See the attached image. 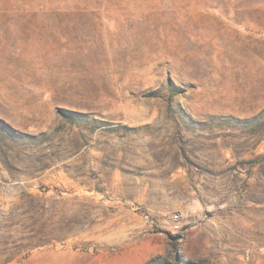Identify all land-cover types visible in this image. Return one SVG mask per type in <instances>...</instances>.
<instances>
[{"label":"rangeland","instance_id":"1","mask_svg":"<svg viewBox=\"0 0 264 264\" xmlns=\"http://www.w3.org/2000/svg\"><path fill=\"white\" fill-rule=\"evenodd\" d=\"M161 258L264 264V0H0V264Z\"/></svg>","mask_w":264,"mask_h":264},{"label":"trees","instance_id":"2","mask_svg":"<svg viewBox=\"0 0 264 264\" xmlns=\"http://www.w3.org/2000/svg\"><path fill=\"white\" fill-rule=\"evenodd\" d=\"M159 259V258H158ZM162 259V261H164L165 262V264H168L167 262H166V260L164 259V258H161ZM153 260H151V262H152ZM147 264H150V262L149 263H147ZM171 264V263H170Z\"/></svg>","mask_w":264,"mask_h":264}]
</instances>
